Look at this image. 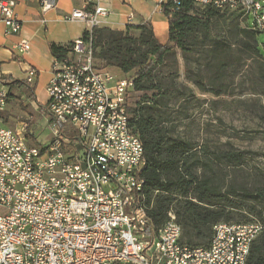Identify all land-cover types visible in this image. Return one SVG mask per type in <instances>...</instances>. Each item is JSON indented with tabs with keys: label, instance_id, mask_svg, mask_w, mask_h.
<instances>
[{
	"label": "built area",
	"instance_id": "built-area-1",
	"mask_svg": "<svg viewBox=\"0 0 264 264\" xmlns=\"http://www.w3.org/2000/svg\"><path fill=\"white\" fill-rule=\"evenodd\" d=\"M194 4L237 10L249 29L264 32L259 0ZM53 6L42 0L41 12ZM14 8V0H0L7 35L21 31ZM107 15L95 5L64 18L83 22L87 36L72 42L65 58L51 66L41 107L48 141L31 143L33 131L25 122L17 129L3 126L8 98L0 88V264H245L262 231L257 221L215 224L207 248L180 242L172 210L161 228L148 230L145 191H138L145 182L137 179L144 151L127 113L133 78L98 68L92 54V30ZM15 48L23 54L30 45L21 39ZM24 75L32 87L37 71L27 68Z\"/></svg>",
	"mask_w": 264,
	"mask_h": 264
},
{
	"label": "trees",
	"instance_id": "trees-1",
	"mask_svg": "<svg viewBox=\"0 0 264 264\" xmlns=\"http://www.w3.org/2000/svg\"><path fill=\"white\" fill-rule=\"evenodd\" d=\"M173 1L165 0L162 4L169 23L168 41L163 45L157 42L146 24L127 27L125 31L96 28L91 33L92 54L97 67L115 69L133 78V93L137 96L127 113L131 130L139 137L144 151L145 165L139 178L145 182L148 230L156 232L161 228L168 211L172 210L181 228L180 242L191 248H207L215 224L252 222L242 221L245 217L239 212L245 211L262 225L245 264H264V188L248 189L232 183L223 189L213 169V164L238 166L245 153L212 152L201 159L192 153L187 140L172 137L159 121V109L166 91L156 78L157 68L169 61L175 50L183 56L194 57L196 47L211 35L212 21L228 11L200 8L194 0H177V5ZM231 13L241 15L237 10ZM86 36L84 31L81 38ZM238 36L243 52L264 61V32L245 26L238 30ZM70 45L72 42L63 46L49 44V50L55 60L61 61ZM223 48L225 44L216 41L213 51L207 54L210 60L214 59L217 74L230 66V58ZM198 84L202 91L214 96L224 93L220 83L212 82L210 90H204L201 82ZM0 85L7 88V98L22 88L34 100V89L24 81L2 77ZM235 199L243 201L245 206H238ZM238 217L239 220L234 221Z\"/></svg>",
	"mask_w": 264,
	"mask_h": 264
},
{
	"label": "rangeland",
	"instance_id": "rangeland-1",
	"mask_svg": "<svg viewBox=\"0 0 264 264\" xmlns=\"http://www.w3.org/2000/svg\"><path fill=\"white\" fill-rule=\"evenodd\" d=\"M259 1L264 6V0ZM231 12L212 21L211 35L196 47L194 57L175 50L174 56L157 68L156 78L166 91L159 121L172 137L187 140L192 153L201 159L212 152L245 153L238 166L213 164L216 179L223 189L232 183L236 187L260 189L264 188V61L243 52L238 30L247 26L248 21L241 12L238 11L239 16ZM216 41L225 44L223 49L230 58V66L218 74L214 59L207 56ZM197 82H201L204 90H210L212 82L220 83L224 93L214 96L202 91ZM134 96L137 95L133 93L130 97V105ZM31 101L22 90L13 92L7 100V110L1 115L2 124L17 129L31 117L33 138L47 141L50 131L46 116ZM234 201L240 207L245 206L243 201ZM239 214L245 217L242 221H256L245 211ZM238 220L239 217L234 221Z\"/></svg>",
	"mask_w": 264,
	"mask_h": 264
},
{
	"label": "crops",
	"instance_id": "crops-1",
	"mask_svg": "<svg viewBox=\"0 0 264 264\" xmlns=\"http://www.w3.org/2000/svg\"><path fill=\"white\" fill-rule=\"evenodd\" d=\"M14 1V15L21 22V31L18 35H7L0 18V78L24 81L27 68L35 69L37 78L32 86L34 100L31 105L37 103L40 110L47 101L45 90L54 61L49 44H69L80 39L85 31L83 22L64 19L74 10L91 11L95 5H99L108 10V15L101 20L98 28L125 31L127 27L146 24L152 29L158 43L163 45L168 41L169 23L162 11L161 0H51L54 6L45 13L40 8L42 0ZM21 39L29 42L27 53H19L15 48ZM111 71L117 77L124 76L118 70ZM19 90L25 93L22 88L16 91ZM7 107L8 104L6 110Z\"/></svg>",
	"mask_w": 264,
	"mask_h": 264
},
{
	"label": "bare ground",
	"instance_id": "bare-ground-1",
	"mask_svg": "<svg viewBox=\"0 0 264 264\" xmlns=\"http://www.w3.org/2000/svg\"><path fill=\"white\" fill-rule=\"evenodd\" d=\"M130 100H131V98L129 99V102H130ZM129 106H130V103H129ZM129 106H128V107H129ZM44 115L46 116L47 123H48V117H47V115H46L45 113H44ZM30 121H31V117L28 118V119L25 121V123H27L28 127L31 129ZM20 124H21V123H20ZM31 130H32V129H31ZM32 131H33V130H32ZM31 138H32V142H31V143H33V144H36V142H46V141H40V140H38V139H37V140L34 139V138H33V135L31 136ZM47 141H48V139H47ZM144 165H145V162H141L140 164L137 165V179H140V178H139V174H140V172L142 171ZM143 186H144V184H138V191H143Z\"/></svg>",
	"mask_w": 264,
	"mask_h": 264
}]
</instances>
